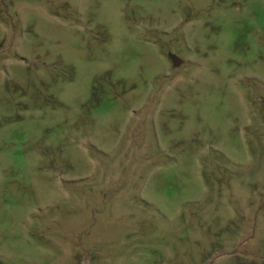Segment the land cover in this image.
Listing matches in <instances>:
<instances>
[{
	"label": "rangeland",
	"instance_id": "obj_1",
	"mask_svg": "<svg viewBox=\"0 0 264 264\" xmlns=\"http://www.w3.org/2000/svg\"><path fill=\"white\" fill-rule=\"evenodd\" d=\"M0 264H264V0H0Z\"/></svg>",
	"mask_w": 264,
	"mask_h": 264
},
{
	"label": "water",
	"instance_id": "obj_2",
	"mask_svg": "<svg viewBox=\"0 0 264 264\" xmlns=\"http://www.w3.org/2000/svg\"><path fill=\"white\" fill-rule=\"evenodd\" d=\"M178 62L179 60L173 57V63L176 65Z\"/></svg>",
	"mask_w": 264,
	"mask_h": 264
}]
</instances>
